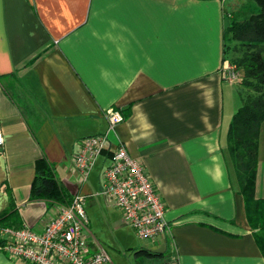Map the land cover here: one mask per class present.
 <instances>
[{"label":"crops","instance_id":"obj_1","mask_svg":"<svg viewBox=\"0 0 264 264\" xmlns=\"http://www.w3.org/2000/svg\"><path fill=\"white\" fill-rule=\"evenodd\" d=\"M227 1L0 0V211L10 195L21 224L40 230L54 215L57 203L29 198L44 155L68 193L84 195L87 244L105 264H264L225 151L240 104L221 73L223 29L241 0ZM111 109L122 118L83 179L77 140L105 132ZM118 142L163 199L167 226L153 239L101 193ZM260 169L258 159L256 196ZM0 264L29 263L0 250Z\"/></svg>","mask_w":264,"mask_h":264},{"label":"built area","instance_id":"obj_2","mask_svg":"<svg viewBox=\"0 0 264 264\" xmlns=\"http://www.w3.org/2000/svg\"><path fill=\"white\" fill-rule=\"evenodd\" d=\"M222 77L239 82L241 74L228 59L221 70ZM107 128L103 133L81 137L73 153V164L83 179L88 175L95 158L107 146L108 132L114 131L121 114L111 109L107 114ZM4 137L0 131V150ZM101 193L119 207L121 219L141 239H153L167 226L164 202L155 189L142 162L131 156L125 145L118 142L111 149L101 174ZM88 217L84 195L74 193L68 203L56 204L55 213L36 230L28 224L18 227L0 226V250L12 258H23L29 264H105L109 257L99 247L91 250L85 233ZM156 264H172L161 261Z\"/></svg>","mask_w":264,"mask_h":264},{"label":"trees","instance_id":"obj_3","mask_svg":"<svg viewBox=\"0 0 264 264\" xmlns=\"http://www.w3.org/2000/svg\"><path fill=\"white\" fill-rule=\"evenodd\" d=\"M222 52L239 70L241 80L237 83L242 88L238 87L240 104L228 124L225 151L243 198L246 220L264 257V194L255 195L259 128L264 119V0H244L228 13ZM29 198L45 199L47 205L65 204L71 198L44 155L34 161ZM7 225H21L10 195L0 211V226Z\"/></svg>","mask_w":264,"mask_h":264},{"label":"rangeland","instance_id":"obj_4","mask_svg":"<svg viewBox=\"0 0 264 264\" xmlns=\"http://www.w3.org/2000/svg\"><path fill=\"white\" fill-rule=\"evenodd\" d=\"M242 3L244 2V0H241ZM241 1H239V6L241 4ZM230 2H235V0H228L227 1V5L230 4ZM231 6V5H230ZM238 87H240L239 83H237ZM242 89V88H241ZM238 93V90H237ZM239 95V93H238ZM258 159H259V166L262 169V178L259 179V183H258V187H259V191L258 193L263 195L264 194V119L260 124V128H259V139H258ZM260 169V172H261ZM150 257V256H149Z\"/></svg>","mask_w":264,"mask_h":264}]
</instances>
